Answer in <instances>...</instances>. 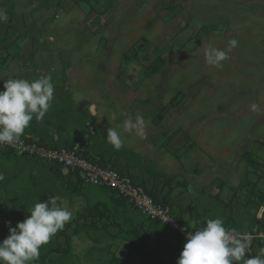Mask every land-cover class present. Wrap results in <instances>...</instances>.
Segmentation results:
<instances>
[{
    "label": "rangeland",
    "instance_id": "obj_1",
    "mask_svg": "<svg viewBox=\"0 0 264 264\" xmlns=\"http://www.w3.org/2000/svg\"><path fill=\"white\" fill-rule=\"evenodd\" d=\"M27 2L0 0L6 18L0 19V37L24 38L5 40L9 51L0 44L1 58L18 55L0 60V91L20 72L26 80L51 76L54 98L40 123L90 119L103 130L114 128L123 144L156 159L160 178L180 191L178 202L193 206L204 222L222 218L227 229L249 226L258 209L251 193L264 199V178L260 186L253 177L264 172L258 142L264 138V0H61L66 10L59 0H34L32 10ZM210 47L227 53L221 67L207 62ZM137 114L145 120L144 136L121 132ZM173 133L164 157L157 139ZM47 168L0 151V242L8 222L15 227L37 202L58 196V205L71 210L55 183L60 168L54 174ZM221 185L222 196L216 194ZM116 237L107 228L80 227L71 237L76 264H109L112 253L124 256L121 264H176L180 256L168 243L150 242L147 254L141 242L118 244ZM57 241L64 246L62 236ZM262 247L253 243L247 253L256 256Z\"/></svg>",
    "mask_w": 264,
    "mask_h": 264
},
{
    "label": "crops",
    "instance_id": "obj_2",
    "mask_svg": "<svg viewBox=\"0 0 264 264\" xmlns=\"http://www.w3.org/2000/svg\"><path fill=\"white\" fill-rule=\"evenodd\" d=\"M26 3L29 7L34 9L33 2L34 0H27ZM93 1V0H91ZM61 0H59V9L66 10V6L61 5ZM31 5V6H30ZM76 5V4H74ZM37 6L35 5V9ZM30 10V11H31ZM58 12L54 15V18H58ZM23 18V17H22ZM38 38V37H37ZM9 41H17V36H12L7 38ZM2 39V40H7ZM14 39V40H12ZM18 49V48H17ZM5 51V49H2ZM11 50L8 47L9 51ZM48 52V51H47ZM16 52H12L11 54H6L5 57L8 59V62L15 59L17 57ZM0 57V60L4 59ZM4 61V60H3ZM2 62V61H1ZM4 63V62H2ZM6 67V66H5ZM5 69V68H4ZM27 72V71H25ZM37 70L33 72V74L37 75ZM30 73V72H29ZM21 74V72H20ZM19 74L18 78H22ZM29 79V78H27ZM38 79V76L37 78ZM264 88V87H263ZM56 96L59 99L58 93ZM64 100V95H63ZM91 114H96V109L94 106H91ZM51 119L44 120L40 123V120H36L35 118L32 120L30 125L24 130L21 137H28L30 139H34L35 141L39 142L43 145H50V146H67L71 145L74 141V136L77 132H85L88 129V126H92L94 129V133L91 136L90 146L87 149L88 155H90L93 159L100 162L101 164L105 165V167L112 168L116 170L121 175L129 176L134 183L144 187L150 193L158 197L160 200L169 201L171 202L173 211L180 216L182 220L186 221V223L190 226L199 225L205 226L206 222H204L199 214L196 212L193 206H186L184 207L183 204L179 203L177 198L180 195V191L176 189L175 191L167 182L163 181L160 178L157 166L154 162L156 159L149 158L145 154H140L135 147H128L125 143L119 150H115L114 147L108 143L106 139L107 135V128L103 130L101 127L95 126L92 123V120L88 119L84 123H78L77 120L70 119L69 123H66L63 118L62 121L55 123V117H48L44 119ZM116 117H110L111 121H115ZM162 117H157V121L159 122ZM123 128H121V132H123ZM176 137V133L171 134L169 137L165 136L162 138H158L157 145L159 148V153H162L165 157L164 153H166L165 144H167L170 139ZM123 139V138H122ZM126 139V138H124ZM261 146L264 145V138L260 137L259 141ZM11 152V151H7ZM153 153H151V156ZM161 157V155H159ZM25 158V157H24ZM138 158H144L149 160L145 162V165L139 159V162H136ZM30 159V158H27ZM179 159V158H178ZM37 162L34 159H31ZM255 161H251V164L255 165ZM47 170L54 174V166L53 164H47ZM264 169V166L261 165ZM167 167V165H165ZM60 171H58V175L60 178H57L55 183L60 186L61 192L67 195L66 198L61 199L62 203L64 204V199L70 203L71 212L76 213L81 223L82 218L84 217H92L94 218V225H96L99 229H106L112 236L117 235L116 242L118 244H122L124 242L127 243H140L143 246L148 247L150 252L149 243L150 242H161L165 244H169L170 250L179 251L180 254L183 250L184 244L180 241V237L176 236L175 234H170L165 226L152 224L149 223L138 211H136L125 199L120 197L113 191L108 189L98 188L94 186H85L82 185L79 180L76 178L75 174L68 171L63 167H59ZM264 171V170H263ZM63 173H69V178H62L64 177ZM256 174V173H254ZM174 177H177L178 173H171ZM164 176L167 177L165 174ZM253 177L258 178L260 186L262 185L261 178H264V172L258 177L254 175ZM171 182V180H169ZM37 185V182L33 184V186ZM184 184L178 183V187H183ZM168 187V189H167ZM225 189L223 185L219 186L218 192L216 194H220V196L225 194ZM256 191V190H254ZM68 193V194H67ZM254 197V200L250 202H254L257 204V207L260 205L264 199L256 195L255 192L251 193ZM70 196V197H69ZM177 196V197H176ZM219 197V196H218ZM219 201V200H218ZM186 203V202H185ZM66 207L65 205H62ZM256 220V214L251 219L249 226L238 230V229H230L229 230H237V231H245L252 227L254 221ZM91 221V220H89ZM228 226L233 225L232 222L227 223ZM94 228V227H93ZM169 232V233H168ZM123 235V236H118ZM131 235V236H130ZM264 243L259 244V246H263ZM254 256V255H253ZM122 256L121 258H123ZM252 257V256H251ZM118 258V257H117Z\"/></svg>",
    "mask_w": 264,
    "mask_h": 264
},
{
    "label": "clouds",
    "instance_id": "obj_3",
    "mask_svg": "<svg viewBox=\"0 0 264 264\" xmlns=\"http://www.w3.org/2000/svg\"><path fill=\"white\" fill-rule=\"evenodd\" d=\"M236 45L235 39L230 41L231 47ZM206 59L209 64L221 67L228 56L225 51L210 47ZM3 89L0 91V145H12L19 141L33 118L40 120L45 116L54 98V85L51 76L34 80L9 78L4 81ZM122 127L141 137L145 134V120L139 114L134 120L126 119ZM106 139L115 150L123 146L121 135L114 128L107 130ZM59 199L54 196L35 203L30 215L15 227L8 222V236L0 242V264H31L39 258L41 247L72 219V213L58 205ZM250 245L249 234L227 229L222 218L208 219L204 227L188 233L176 264H239L241 261L264 264V247L258 255L248 257Z\"/></svg>",
    "mask_w": 264,
    "mask_h": 264
},
{
    "label": "built area",
    "instance_id": "obj_4",
    "mask_svg": "<svg viewBox=\"0 0 264 264\" xmlns=\"http://www.w3.org/2000/svg\"><path fill=\"white\" fill-rule=\"evenodd\" d=\"M93 133L94 129L89 125L85 132H77L73 143L67 146L43 145L34 139L20 137L19 141L12 145H0V151H11L20 157L63 167L74 173L82 185L109 189L124 198L142 216L160 222L186 242L188 233L194 231L179 223L168 205L155 202L145 188L134 183L129 176L121 175L116 170L101 165L88 155L87 149ZM256 219L264 223L262 204L256 211ZM237 232L249 234L251 245L264 243V226L254 225L246 231Z\"/></svg>",
    "mask_w": 264,
    "mask_h": 264
},
{
    "label": "trees",
    "instance_id": "obj_5",
    "mask_svg": "<svg viewBox=\"0 0 264 264\" xmlns=\"http://www.w3.org/2000/svg\"><path fill=\"white\" fill-rule=\"evenodd\" d=\"M72 2H79V1H84V0H71ZM11 13V12H10ZM5 38V35L4 37ZM2 37H0V44L2 45L1 48H4L5 51L8 50V45H10V43L8 42L5 43V40ZM17 38L20 41H23L24 38L17 36ZM8 54V52L6 53ZM7 63L8 59L4 58L2 59ZM1 62V63H2ZM54 165V164H53ZM103 165V164H101ZM57 166V165H54ZM105 166V165H103ZM60 167V166H57ZM133 181V180H132ZM35 183V182H34ZM95 187V186H94ZM99 188V187H98ZM104 189V188H103ZM109 190V189H108ZM148 194L155 200V202L160 203V204H164V205H168L171 208L172 214L174 216V218L181 224L187 226L189 229L196 231L198 229H201L204 226H199V225H193L190 226L186 223V221L182 220L180 216H177V214L173 211L171 202L169 201H164V200H160L158 197H156L155 195H153L152 193H150V191H148L147 189H145ZM111 191V190H110ZM124 199V198H123ZM131 205V204H130ZM132 206V205H131ZM260 206V205H259ZM258 206V207H259ZM133 207V206H132ZM134 208V207H133ZM136 210V208H134ZM137 211V210H136ZM140 214V213H139ZM77 217V216H76ZM144 217V216H142ZM79 218V217H78ZM145 218V217H144ZM149 223L152 224H158V225H162L160 222L154 221V220H150L148 218H145ZM91 220V221H89ZM80 219H75L74 217L71 219L70 221V225H72V233L71 234H67L66 230L69 229L68 225H66L62 230H60L59 233H56L51 240L44 246L41 247L40 249V255L39 258L33 262H31V264H76V259L73 258V252H72V247H71V237L76 236L78 234V230L81 227H85L86 225L90 226V227H94L95 229L97 228L96 225H94V218L92 217H84L81 220V223H79ZM261 225L264 226V223L258 221L257 219L254 221L253 225ZM163 226V225H162ZM168 230V229H167ZM169 231V230H168ZM237 231V230H235ZM246 231V230H245ZM170 232V231H169ZM168 232V233H169ZM175 234L173 232H170V234ZM176 236L180 237L179 235L175 234ZM63 237L65 240L64 246H62L60 243H58V239L60 237ZM131 236V235H130ZM180 241H182L183 243L185 242L182 238L180 239ZM147 244V243H145ZM144 244V245H145ZM248 255V257H251L252 255L246 253V256ZM123 258H117L116 253H112L111 254V259L109 260V264H121Z\"/></svg>",
    "mask_w": 264,
    "mask_h": 264
}]
</instances>
